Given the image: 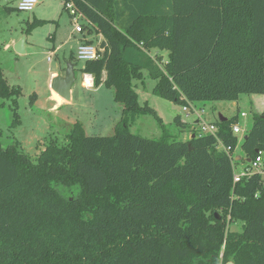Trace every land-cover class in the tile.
<instances>
[{
	"label": "trees",
	"instance_id": "obj_1",
	"mask_svg": "<svg viewBox=\"0 0 264 264\" xmlns=\"http://www.w3.org/2000/svg\"><path fill=\"white\" fill-rule=\"evenodd\" d=\"M72 1L83 41L107 44L81 72L114 88L122 126L93 137L76 125L36 160L18 144L4 148L0 128V264H264V183L233 181L237 164L264 153V113L241 141L239 115L185 141L129 129L146 114L162 124L139 103L133 81L144 71L155 95L182 107L264 95V0ZM20 93L0 69V98L16 105Z\"/></svg>",
	"mask_w": 264,
	"mask_h": 264
},
{
	"label": "rangeland",
	"instance_id": "obj_2",
	"mask_svg": "<svg viewBox=\"0 0 264 264\" xmlns=\"http://www.w3.org/2000/svg\"><path fill=\"white\" fill-rule=\"evenodd\" d=\"M18 3L19 0H0V69L10 87L21 89L16 105L12 99L0 98L3 147L18 144L20 150L36 160L51 142L64 144L66 136L76 125L81 127L86 136H113L117 128L122 126L124 107L115 100L114 88L84 85L85 78L81 72L84 63L74 60L84 34L75 33L71 17L63 10L61 1L40 0L33 11L18 10ZM34 21L45 23L34 27ZM51 34H56L54 42L50 39ZM85 35L87 40H94V45L100 43L98 36ZM23 38H26L25 54H19L14 46ZM67 62L74 64L76 81L72 87L71 101L58 104L57 100L52 99L50 82L53 73L65 74ZM133 84L139 103L148 104L162 120L160 124L151 114L137 117L129 128L134 135L159 139L163 131L167 130L172 141H185L190 138L195 127L196 115L204 112V119L208 122L215 121L219 115L228 118L239 115L241 130L236 135L241 141L254 123L251 101L254 95H241L235 104L196 103V114L187 116L180 104L153 93L156 81L149 77L147 71L143 72L142 80H134ZM241 113L247 116L241 117ZM177 115L183 118L187 126L175 123ZM240 154L242 152L238 148L235 155ZM236 167L240 171L243 163ZM230 230L240 231L241 224L231 225Z\"/></svg>",
	"mask_w": 264,
	"mask_h": 264
},
{
	"label": "built area",
	"instance_id": "obj_3",
	"mask_svg": "<svg viewBox=\"0 0 264 264\" xmlns=\"http://www.w3.org/2000/svg\"><path fill=\"white\" fill-rule=\"evenodd\" d=\"M63 7L66 9V11L69 13L71 17V23L75 27V33L76 34H82L84 31L83 24L81 21H84V17L82 14L77 10L74 2L72 0H60ZM40 3V0H19L18 3V10L22 11H33L35 7H37ZM105 49V48H104ZM101 47V43L94 45V44H86L84 41L81 42L77 49V59L78 61H82L83 63L88 61H95L101 58V55L104 51ZM87 79H85V84L87 87H93V80H91V83H87ZM194 104H189L188 106L183 107V111L187 115H190V113H195ZM246 113H242V117H246ZM196 119L198 121L199 125V133L200 136L203 135H216L218 133V127L214 124V122H208L204 119V112H200L196 115ZM241 128L239 127V124H236L233 126V131L235 134L239 133ZM217 149L220 151H226L223 143L221 140L218 141ZM235 160V158H233ZM259 175L264 183V153L259 151L257 154V157L255 160H251L247 164H243V167L241 170H237V167H234V173H233V181L234 184L240 183L244 179H250L251 177ZM230 220V217H229Z\"/></svg>",
	"mask_w": 264,
	"mask_h": 264
},
{
	"label": "water",
	"instance_id": "obj_4",
	"mask_svg": "<svg viewBox=\"0 0 264 264\" xmlns=\"http://www.w3.org/2000/svg\"><path fill=\"white\" fill-rule=\"evenodd\" d=\"M25 42L26 38H23L20 42H18L15 46L14 49L17 53L19 54H25ZM106 42L103 41L101 44L102 49L106 47ZM76 81V75H75V67L72 62L67 63L66 71L64 75H57L52 78L50 88L51 90L59 95L63 100L70 102L72 99V87ZM219 119L221 121H225L226 118L223 117V115H219ZM192 137H195L193 135ZM245 140L247 139V136L244 138ZM259 151L257 150L256 153ZM239 160V159H237ZM248 163L250 160L247 161ZM227 264H234L233 262H228Z\"/></svg>",
	"mask_w": 264,
	"mask_h": 264
},
{
	"label": "crops",
	"instance_id": "obj_5",
	"mask_svg": "<svg viewBox=\"0 0 264 264\" xmlns=\"http://www.w3.org/2000/svg\"><path fill=\"white\" fill-rule=\"evenodd\" d=\"M50 37L52 38V34L50 35ZM98 37L100 39V43L102 44V42L104 41L103 37L101 35H99ZM54 40H56V34L54 35ZM57 75H58L57 73H53L52 77H55ZM85 76H86V74H84V78H85ZM89 78H90V80H93V77L91 75L89 76ZM50 84H51V82H50ZM84 85L86 86L85 82H84ZM53 98L55 100H57L58 104L63 103V102H67V101L63 100L59 95H57L56 93H54L52 91V99ZM251 101H252V109L254 111V114L255 113H257V114L264 113V95H254L253 97H251ZM233 103L235 104L236 102H233ZM177 116H180V115H177ZM181 122H183L184 124H187V123H185V121L183 120L182 117H181ZM209 122H214V120L213 121H209ZM194 125H195L194 129H198L199 128L197 119L195 120ZM191 135H192V133H191ZM239 156L241 157V156H243V154L238 155L237 159H239Z\"/></svg>",
	"mask_w": 264,
	"mask_h": 264
},
{
	"label": "bare ground",
	"instance_id": "obj_6",
	"mask_svg": "<svg viewBox=\"0 0 264 264\" xmlns=\"http://www.w3.org/2000/svg\"><path fill=\"white\" fill-rule=\"evenodd\" d=\"M87 81H88L87 83H91V82H90L91 80H90V78H89V77L87 78Z\"/></svg>",
	"mask_w": 264,
	"mask_h": 264
},
{
	"label": "clouds",
	"instance_id": "obj_7",
	"mask_svg": "<svg viewBox=\"0 0 264 264\" xmlns=\"http://www.w3.org/2000/svg\"><path fill=\"white\" fill-rule=\"evenodd\" d=\"M90 76V74H86L85 79H87Z\"/></svg>",
	"mask_w": 264,
	"mask_h": 264
}]
</instances>
